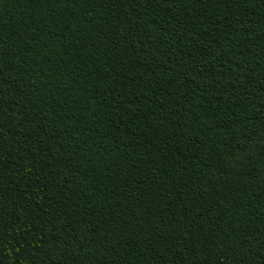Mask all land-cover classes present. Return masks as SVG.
Instances as JSON below:
<instances>
[{"label":"trees","instance_id":"1","mask_svg":"<svg viewBox=\"0 0 264 264\" xmlns=\"http://www.w3.org/2000/svg\"><path fill=\"white\" fill-rule=\"evenodd\" d=\"M0 264H264V0H0Z\"/></svg>","mask_w":264,"mask_h":264}]
</instances>
